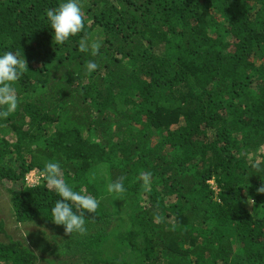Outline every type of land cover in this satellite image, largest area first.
<instances>
[{
  "label": "trees",
  "instance_id": "trees-1",
  "mask_svg": "<svg viewBox=\"0 0 264 264\" xmlns=\"http://www.w3.org/2000/svg\"><path fill=\"white\" fill-rule=\"evenodd\" d=\"M61 2L0 0V54L28 67L0 118V181L19 223L62 236L31 249L0 224V264H264V0H80L83 30L57 45ZM56 161L99 200L84 235L26 181Z\"/></svg>",
  "mask_w": 264,
  "mask_h": 264
},
{
  "label": "clouds",
  "instance_id": "clouds-1",
  "mask_svg": "<svg viewBox=\"0 0 264 264\" xmlns=\"http://www.w3.org/2000/svg\"><path fill=\"white\" fill-rule=\"evenodd\" d=\"M46 21L55 43L63 45L84 28L80 0H62L57 8L46 11ZM100 46L99 42L90 44L82 42L79 50L88 52L90 48L91 55L96 56L99 54ZM98 67L95 61H89L86 65L87 73H93ZM27 69L25 59H22L18 53L6 51L0 54V118H6L16 109L18 98L14 84ZM40 175L58 197L50 210L51 220L56 225L64 226L66 234H71V236L86 234L87 214L96 212L99 200L83 190H73V187L63 178L61 164L58 161L46 163ZM144 175L141 174L142 177ZM107 190L110 193H122L125 187L121 181H115L108 184ZM258 191L264 193V186Z\"/></svg>",
  "mask_w": 264,
  "mask_h": 264
},
{
  "label": "rangeland",
  "instance_id": "rangeland-1",
  "mask_svg": "<svg viewBox=\"0 0 264 264\" xmlns=\"http://www.w3.org/2000/svg\"><path fill=\"white\" fill-rule=\"evenodd\" d=\"M41 175L37 170H33L28 173V184L34 185L41 182ZM7 190L4 188V184L0 181V224L3 225V229L6 234L10 235L14 239H24L28 243L31 249L34 247L36 240L42 244L48 238V235L58 233L56 238L62 237L61 232L55 226H46L37 222L19 223L13 213L11 206V200L9 198ZM61 228V227H60ZM5 233L3 234L0 230V239L8 241V237ZM33 246V247H32ZM63 257L71 258L76 254H69L68 251H62Z\"/></svg>",
  "mask_w": 264,
  "mask_h": 264
},
{
  "label": "built area",
  "instance_id": "built-area-1",
  "mask_svg": "<svg viewBox=\"0 0 264 264\" xmlns=\"http://www.w3.org/2000/svg\"><path fill=\"white\" fill-rule=\"evenodd\" d=\"M27 178H28V176H27ZM28 181V180H27Z\"/></svg>",
  "mask_w": 264,
  "mask_h": 264
}]
</instances>
